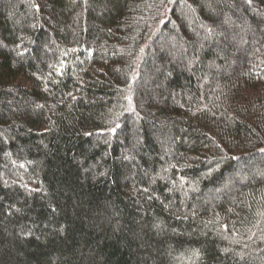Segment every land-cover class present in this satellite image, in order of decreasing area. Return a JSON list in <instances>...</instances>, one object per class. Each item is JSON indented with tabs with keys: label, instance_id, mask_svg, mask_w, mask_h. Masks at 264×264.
<instances>
[{
	"label": "trees",
	"instance_id": "trees-1",
	"mask_svg": "<svg viewBox=\"0 0 264 264\" xmlns=\"http://www.w3.org/2000/svg\"><path fill=\"white\" fill-rule=\"evenodd\" d=\"M0 264H264V0H0Z\"/></svg>",
	"mask_w": 264,
	"mask_h": 264
},
{
	"label": "snow or ice",
	"instance_id": "snow-or-ice-1",
	"mask_svg": "<svg viewBox=\"0 0 264 264\" xmlns=\"http://www.w3.org/2000/svg\"><path fill=\"white\" fill-rule=\"evenodd\" d=\"M249 2H251V0H249Z\"/></svg>",
	"mask_w": 264,
	"mask_h": 264
}]
</instances>
